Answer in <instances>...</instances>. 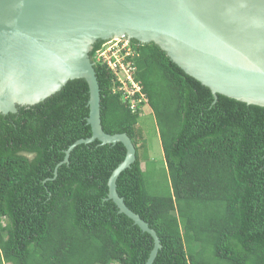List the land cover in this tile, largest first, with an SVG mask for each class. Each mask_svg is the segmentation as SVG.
<instances>
[{
  "label": "trees",
  "instance_id": "1",
  "mask_svg": "<svg viewBox=\"0 0 264 264\" xmlns=\"http://www.w3.org/2000/svg\"><path fill=\"white\" fill-rule=\"evenodd\" d=\"M103 41L89 52L102 125L136 146L117 191L160 237L153 264H264V106L222 94L214 102L158 45L132 39L135 78L163 149L157 169L140 150V110L114 92V73L96 61ZM89 98L87 81L75 78L42 102L0 113V264L147 262L152 235L108 199L125 145L80 143L63 162L70 145L92 134Z\"/></svg>",
  "mask_w": 264,
  "mask_h": 264
},
{
  "label": "water",
  "instance_id": "2",
  "mask_svg": "<svg viewBox=\"0 0 264 264\" xmlns=\"http://www.w3.org/2000/svg\"><path fill=\"white\" fill-rule=\"evenodd\" d=\"M123 36L158 45L211 89L214 102L222 94L264 106V0H0V113L35 105L70 79L84 78L92 134L70 145L63 162L80 143L125 145L126 156L109 177L108 199L152 235L145 264H153L160 237L117 191L118 176L136 160V146L126 132L104 130L89 55L98 40Z\"/></svg>",
  "mask_w": 264,
  "mask_h": 264
},
{
  "label": "built area",
  "instance_id": "3",
  "mask_svg": "<svg viewBox=\"0 0 264 264\" xmlns=\"http://www.w3.org/2000/svg\"><path fill=\"white\" fill-rule=\"evenodd\" d=\"M140 52L126 36L104 40L96 51V61L106 65L115 75L117 85L114 92L120 93L133 111L140 110L149 103L143 85L136 80V57Z\"/></svg>",
  "mask_w": 264,
  "mask_h": 264
},
{
  "label": "rangeland",
  "instance_id": "4",
  "mask_svg": "<svg viewBox=\"0 0 264 264\" xmlns=\"http://www.w3.org/2000/svg\"><path fill=\"white\" fill-rule=\"evenodd\" d=\"M137 133L142 153L146 150L148 157L155 161L157 169H163L165 161L162 144L155 117L149 105L143 106V113L140 115L139 123L137 125ZM142 167L143 169L147 168L145 160L142 162Z\"/></svg>",
  "mask_w": 264,
  "mask_h": 264
},
{
  "label": "clouds",
  "instance_id": "5",
  "mask_svg": "<svg viewBox=\"0 0 264 264\" xmlns=\"http://www.w3.org/2000/svg\"><path fill=\"white\" fill-rule=\"evenodd\" d=\"M131 40V39H130ZM132 41V40H131ZM147 105H149V103L147 104ZM150 106V105H149ZM142 114V113H141Z\"/></svg>",
  "mask_w": 264,
  "mask_h": 264
}]
</instances>
